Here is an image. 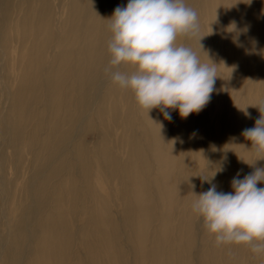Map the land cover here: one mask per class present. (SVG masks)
<instances>
[{
  "label": "rangeland",
  "instance_id": "1",
  "mask_svg": "<svg viewBox=\"0 0 264 264\" xmlns=\"http://www.w3.org/2000/svg\"><path fill=\"white\" fill-rule=\"evenodd\" d=\"M42 1L45 0H33V7L36 11L41 10L43 7ZM73 1L50 0V13H48L46 19L50 20L51 42L44 54V60L48 66L45 64V67L40 69L39 77H42L46 72H50L49 70L52 71L58 68L59 61L63 57L61 51L56 47L59 45V47L64 48L67 43L68 22L72 21L74 17L69 13ZM80 1L82 7L76 10L77 14L81 15L82 13L77 32V34H81L76 45L79 52L85 48L83 34L92 19L89 13L96 4V0ZM108 1L111 3V7L107 12V16L113 13L115 5L120 1L122 3L127 2V0ZM30 7L31 3L28 0H0V264L31 263L35 253L36 238L39 235L37 224L41 220L40 218L45 215L44 210L46 209L38 204L37 211L31 209L37 203V194H35L34 189H37L39 183L43 181L46 173H48V169L51 168L50 165L45 164V169L33 177L32 156L25 148L28 140L31 139L34 141V151H42L41 144L46 133L41 131L36 134L32 131L40 121L39 111L44 105L43 101L34 107L33 120L27 125L22 134L20 145L22 162L18 167L15 165L14 152L4 145V138L2 139V125L5 126L4 119L5 116H8L21 70L19 64L17 65L21 43L12 41L10 38L7 40V34L9 35L11 31L8 16L16 18L18 9L27 13ZM86 13H88V16H86ZM75 23L77 24V22ZM205 23L202 22L204 31L206 29ZM261 28L264 41V22L261 23ZM100 37L102 39V33ZM104 38L107 39L105 40L106 47L104 46L106 49V62L104 65L98 66L97 70L102 74L104 82L97 91V101L91 102L90 98L86 97L84 102L77 107L79 110L78 119H76L74 128L64 144V151L70 153L73 159L75 168L73 172L79 177V185L86 192L79 196L80 204L77 205L80 206L82 202L88 203L83 211H81L82 208L67 210V225L65 228L72 236H75V239L66 248V264H75L80 258L81 261L90 260V249L96 253L97 264H155L151 255L154 250L153 243L163 235V223L165 222H169L170 225L159 249L163 264H184L181 257L189 254L191 264H264V254H254L245 245L227 244L217 246L214 234L208 233L204 228L203 218L197 216L192 210V203L195 200L193 195L194 180L197 177L201 179L204 191L210 187V184L204 179H211L214 176L211 183L216 185L217 191L230 192L232 191L231 180L237 173H239L240 178H243L245 174L253 171V168L247 163L254 164L255 157L246 150L241 149L240 145L235 144L243 143L248 147L251 146V142L245 140L241 132L244 128L255 125V120L260 116L258 107H264V64L254 65L251 57H248L250 63L247 61L246 65L237 70L234 62L238 58L233 55L230 57L231 60H228L230 66L225 65V68L230 76L236 77L234 86L230 85L227 77L223 84L225 90L222 93L218 92L215 96L214 93L217 92L215 88L218 83L215 80L209 102L199 113L194 114L193 129L184 135L179 144V156L175 158L176 161L173 166V183L170 184L171 188L175 190L173 200L166 201L163 197L162 188H159V185L156 187L153 173L152 175L149 174L148 183L151 188L153 187L152 196L155 208L144 247L147 256H142L143 252L141 255L135 224L132 225L131 223H135L139 217L138 225H143L142 215H139L138 208H142L143 214L145 213V206H134L135 201L128 192L131 183L121 170L117 171V175L111 176L108 174V167L105 168L101 164L102 167L97 165V162L101 159V138L103 136L107 138L111 155L120 164L126 162L129 158L127 155V140L129 138L133 139V143L136 145H149L148 140L145 139L142 130L139 128V122L138 125L135 123L138 119V113L135 109H139L135 96L134 102L131 103L133 111H129L127 108L129 105L127 103H130L127 93H133L130 89L120 90L121 108L116 117L111 118L110 114H105L103 120L98 121L93 118V110L96 112L99 106L104 105L108 89L115 85L111 80L110 72L106 71L109 68L108 42L111 39V33L104 36ZM207 45L213 61L218 65L222 59L221 51L214 46L209 37L207 38ZM22 46L30 48L32 44L30 41H26ZM255 52L262 54L263 56L260 59L264 60V51ZM75 65H78L77 58L73 60L71 67ZM119 70L124 72L133 71L127 65L119 66ZM216 75H218V72H216ZM258 75H261L260 80H258ZM74 78L73 75L70 76L66 87L70 85L73 96H76L77 92H74L72 88V86L74 87L72 85ZM105 79L107 80L105 81ZM43 88L44 86L41 87L42 90ZM256 95L259 97L255 101L257 109L253 110L252 106V111L248 110L249 104H252ZM23 99L27 98L23 97ZM63 105L64 100L60 107L61 110H63ZM74 105L77 106L75 98ZM83 107H88L87 113H82ZM106 109L108 111V105H106ZM238 110L241 111L239 118L236 115ZM254 114L255 117H253ZM125 121L130 125V129L126 134H124ZM256 166L264 167V160L257 161ZM86 170L89 171V178L86 176ZM99 172L100 175L98 176L97 173ZM102 177L104 178L103 181ZM31 178L33 181L37 180L36 183H33ZM262 186L264 184H258V187ZM43 196L45 197L46 194ZM75 202L74 200L71 205L76 204ZM103 203L108 205L106 211L101 208ZM132 204L133 207L130 209ZM92 209H96L95 216L92 214ZM27 215L31 216L32 221L29 225H26L27 238L26 236L24 238L23 233L18 231L17 225L21 217ZM105 215H108L107 221L109 223L102 224L100 220ZM189 224L191 230L187 229ZM183 232L185 235L195 238L192 247H185V244L180 242ZM29 234L30 237L34 235L32 242L29 239ZM116 234L118 237H116ZM106 237L112 239L114 263L108 257L107 246L103 243ZM18 255L21 256L19 259L16 258ZM14 258L16 261H13ZM87 264H92V261H88Z\"/></svg>",
  "mask_w": 264,
  "mask_h": 264
},
{
  "label": "bare ground",
  "instance_id": "2",
  "mask_svg": "<svg viewBox=\"0 0 264 264\" xmlns=\"http://www.w3.org/2000/svg\"><path fill=\"white\" fill-rule=\"evenodd\" d=\"M28 1L31 3V7L27 13L18 9L16 18L8 16L11 31L9 35L7 34V40L10 38L12 41L21 43L20 57L17 63L21 70L8 116H5L4 119L5 126L2 125V139L4 138V145L14 152L15 165L18 167L22 162L20 152L22 134L26 130L27 125L33 120L34 107L42 101L44 102L43 107L39 111L40 121L32 131L36 134L41 131L46 133L41 144L42 151H34V141L31 139L28 140L25 147L32 156L34 165L33 177L45 169V164L51 167L48 169L43 181L37 186V189H34L35 194H37V203L31 209L37 211V204L46 209L44 210L45 215L40 218L41 220L37 224L39 235L36 238L35 253L30 264H66V248L75 239V236L73 235V237L65 228L67 225V210L82 208L81 211H83L88 203L82 202L80 206L77 205L80 204L79 196L86 192L84 188L80 187L79 177L73 172L75 169L73 159L70 153L68 154L64 151V144L74 128L76 119H78L79 110L77 107L84 102L86 97H89L91 102L97 101V91L101 87L102 82H104L102 74L97 70L98 66L104 65L106 62L105 40L107 39L104 36L111 33L110 22L107 20L112 16V14L107 16L111 3L108 0H96V4L92 7L93 10L89 13L92 19L83 34L85 48L79 52L76 45L81 36L77 32L82 13L79 15L76 10L81 8L82 4L80 0L73 1L72 6L69 8V13L74 17L72 21L68 22L67 43L64 48L59 47V45L56 47V49L61 51L63 57L59 61L58 68L52 71L49 70L50 72H46L42 77H39L40 69L45 67L47 63L44 60V54L51 42L50 20L46 19V16L50 13L51 5L50 0H48L49 2L47 0L42 1L43 7L41 10L36 11L33 7V0ZM126 4L127 2L122 3L120 1L115 5V8ZM185 4L197 12L198 31L194 35L178 36L177 44L191 47L199 60L208 64L213 61L207 45L208 37L213 41L214 46L221 51L222 59L217 65L216 71L218 72L216 78L218 83L215 88V91H217L214 93L215 96L218 92L222 93L225 90L223 84L227 77L231 86L235 84L236 77L230 76L225 68V65L230 66L228 60H231L230 57L232 55L238 58L234 62L237 70L246 65L247 61L250 63L248 57H251L254 65L264 64V60L260 59L263 55L255 52L264 51L261 28V23L264 22V0H185ZM196 4L199 5L197 6ZM86 16H88V13H86ZM203 21L206 22L205 31L203 30ZM101 33L102 39L100 37ZM26 41L31 42L32 46L30 48L22 46ZM75 56L78 59V65L71 67V63L76 59ZM129 68L134 70L130 66ZM72 75L75 77L74 82H72L74 87L72 86V88L74 92H77L76 96H73V90L69 87L70 85L66 87V83ZM258 76V80H260L261 75ZM43 86L42 90L41 87ZM120 90L121 88L117 84L108 89L104 105L99 106L96 112L93 110L94 119L99 121L105 114H110L111 118L117 116L121 108V100H119ZM127 95L130 100V103H127V105L129 104L127 108L129 111H133L131 103L134 102V95L133 93H127ZM23 97L27 99L24 100ZM74 98L77 104L76 107ZM256 98H259L258 95H256L252 104H249L248 110L252 111V106L253 110L257 109ZM63 100L64 105L62 106L63 110H61L60 107ZM106 105H108V111ZM87 110L88 107H83L82 113H87ZM135 111L138 113V119H136L135 123L138 125L139 122V128L142 130L145 139L148 140L149 145H136L133 143V139L129 138L127 140V155L129 158L122 165L111 155L107 138L103 136L101 138V159L97 162V165L108 167V174L111 176L117 175V171L121 170L131 183L128 192L135 201L134 206H145V213L143 214L142 208H138L139 215H142L143 225H138L139 217L135 223H131L132 225L135 224L137 240L140 246L139 250H141V255L143 252L142 256H145L144 247L155 208L152 196L153 187L151 188L148 183V176L153 173L156 187L159 185V188L161 187L164 192L163 197H165L166 201L173 200L175 190L171 188L170 184L173 183L172 174L175 158L179 156V144L183 140L184 135L193 129L195 113L190 114L187 118H181L178 110L168 109L171 114V119L168 120L164 118L159 108L152 109L149 114L148 110L140 107L135 109ZM240 114L241 111L238 110L236 112L237 118H239ZM253 117H255V114ZM124 124V134H126L130 129V125L126 121ZM240 148L245 150L243 146H240ZM97 174L99 176L100 172ZM86 176L89 178V171H87ZM58 179L59 181H57ZM103 179L102 177V181ZM31 181L34 183L37 180L33 181L31 178ZM202 191L204 190L201 179L197 177L194 180V193L199 194ZM45 194L48 197H44L43 195ZM74 200L76 204L71 205ZM132 207L133 204L130 209ZM101 208L106 211L108 205L103 203ZM94 212H96V209H92L93 216H95ZM195 214L198 216L197 213ZM27 216L21 217L17 225L18 231L23 233L24 238L26 236V225H29L30 221H32L31 216ZM107 216L105 215L100 220L102 224L109 223ZM169 225V222L163 223L164 233L153 243L154 250L151 255L155 264H163L159 249L166 237ZM187 229L191 230L190 224ZM33 236L30 237L29 234L31 242ZM116 237H118L117 234ZM105 239L103 243L107 246L108 257L114 263L112 239L108 237ZM180 242L185 244V247H192L195 243V238L187 236L183 232ZM89 255L92 264H97L95 251L90 249ZM18 256L16 258L19 259L21 256ZM189 256L190 254L181 257L184 264H191ZM90 260L81 261L80 258L75 264H87L88 261L91 262ZM13 261H16L15 258Z\"/></svg>",
  "mask_w": 264,
  "mask_h": 264
},
{
  "label": "clouds",
  "instance_id": "3",
  "mask_svg": "<svg viewBox=\"0 0 264 264\" xmlns=\"http://www.w3.org/2000/svg\"><path fill=\"white\" fill-rule=\"evenodd\" d=\"M111 31L108 42L111 80L134 93L137 105L149 112L159 108L170 120L168 109L181 118L199 113L209 102L217 78V64L202 63L191 47L177 44L180 35L198 31L197 12L185 0H127L107 19ZM133 68L131 72L119 66ZM253 127L241 135L251 142L244 149L255 157L253 171L231 180L230 192L217 191L211 179L206 191L193 193L192 210L203 218L204 228L214 234L217 246L245 245L254 254H264V107ZM234 139V138H233Z\"/></svg>",
  "mask_w": 264,
  "mask_h": 264
}]
</instances>
